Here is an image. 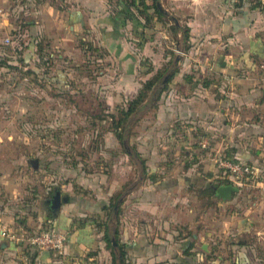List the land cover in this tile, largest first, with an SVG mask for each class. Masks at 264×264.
<instances>
[{
    "label": "rangeland",
    "instance_id": "374dc122",
    "mask_svg": "<svg viewBox=\"0 0 264 264\" xmlns=\"http://www.w3.org/2000/svg\"><path fill=\"white\" fill-rule=\"evenodd\" d=\"M148 14V23L141 20L149 55L139 59L136 76L145 82L166 69L164 80L181 59L173 51L178 31L169 14L159 20L152 10ZM5 35L13 43L0 39V233L5 227L17 235L53 227L48 218L57 213L52 208L57 192L67 201L82 196L88 205L104 204L102 218L90 210L83 220L105 227L112 244L105 242L108 257L102 260L65 250L46 253L45 262V253L0 236V264H121L120 247L123 264H220L219 243L230 247L236 238L220 233L232 214H252L263 231L264 168L250 165L254 175L236 181L221 163L240 159L209 151L210 143H202L196 129L186 134L185 121L160 122L157 83L146 90L141 80L131 92L118 91L116 62L92 41L51 49L13 29ZM184 48L181 42L180 51ZM157 52L164 63L157 62ZM139 95L142 102L125 118L129 102ZM228 185L235 193L218 198L217 190ZM261 235L255 234L264 243ZM207 244L213 246L208 254ZM225 254L229 259L233 249Z\"/></svg>",
    "mask_w": 264,
    "mask_h": 264
},
{
    "label": "crops",
    "instance_id": "0c3cea01",
    "mask_svg": "<svg viewBox=\"0 0 264 264\" xmlns=\"http://www.w3.org/2000/svg\"><path fill=\"white\" fill-rule=\"evenodd\" d=\"M118 1L0 0V39L4 36L2 41L12 44L5 34L13 29L30 43L43 41L51 49H64L69 41L95 42L116 62L119 83L114 87L131 92L146 80L136 78L139 59L149 55L146 29L140 18L133 17L134 10ZM157 6L169 14L178 31L173 51L181 55L177 65H172L176 68L173 78L168 75L163 80L166 84L170 78L168 94L163 93L157 102V119L185 121L189 125L186 134L192 136L196 129L194 133L205 138L202 143H210L209 151L264 168V6L247 0H157ZM17 18L22 19L23 32ZM180 27L187 31L183 52L179 49L183 41ZM158 52L157 62L164 63ZM103 206L101 202L88 205L82 196H74L66 203L61 201L57 213L49 215L53 228L67 236L69 253H94L97 260L108 257L106 228L96 229L83 220L90 210L102 218ZM247 213L232 214L222 226L224 237L232 234L236 238L230 247L219 243L223 251L216 260L220 264H264V243L255 236L264 233V228L256 226V218ZM212 247L207 244V254ZM226 248L233 249L229 259H223Z\"/></svg>",
    "mask_w": 264,
    "mask_h": 264
},
{
    "label": "built area",
    "instance_id": "2783aa9c",
    "mask_svg": "<svg viewBox=\"0 0 264 264\" xmlns=\"http://www.w3.org/2000/svg\"><path fill=\"white\" fill-rule=\"evenodd\" d=\"M230 2H238L239 0H229ZM250 3L264 6V0H247ZM8 44L9 41L5 40ZM222 169L230 177L236 181L243 180L246 177L254 175V169L247 163L237 161H224L221 163ZM0 236L7 241L15 244L29 245L38 253H50L62 255L65 253L67 247V236L58 233L53 227H49L43 231L34 234H28L27 232H20L17 235L12 229L4 228L1 230Z\"/></svg>",
    "mask_w": 264,
    "mask_h": 264
},
{
    "label": "trees",
    "instance_id": "16d2710c",
    "mask_svg": "<svg viewBox=\"0 0 264 264\" xmlns=\"http://www.w3.org/2000/svg\"><path fill=\"white\" fill-rule=\"evenodd\" d=\"M118 2H120V4H122L125 8H127L129 11L131 10H136L135 11V14L133 15V17L135 19L137 18H140L143 20H145L146 23H148L150 20H151V16L148 14V11L149 10H152L153 11V14L155 15V17L157 18V20L161 19L162 18V13L159 9V7L157 6V0H119ZM172 30L174 33H176V28H175V25L173 24L172 26ZM182 39H183V44L187 38V31L184 30L182 32ZM39 47V46H38ZM187 47L184 48V50H186ZM38 52H40L41 50L38 49L37 50ZM166 69L164 70H161V71H158L157 72V76H155L153 78V80H147L144 85H143V89H146V90H150L152 88H154V85L157 83L158 84V96H157V101L159 100L160 98V95H162L165 91H166V88H167V84H163V76L167 73L165 72ZM165 72V73H164ZM175 71L174 72H169L168 75L170 76V78L174 75ZM169 78V80H170ZM168 80V81H169ZM142 89V90H143ZM142 102V95H139L137 97V99H135L134 101L132 100L131 102H129L126 110L124 111V114H125V118H127L131 113L134 112V109L135 107ZM121 121V120H120ZM118 129V128H117ZM116 129V130H117ZM116 134V138L117 140L122 144V146L124 145L123 144V138L118 135L117 132H115ZM104 241L109 244L112 242L107 240V235H106V232L104 234ZM117 242V240L115 239V243ZM118 246V245H117ZM118 251H119V254H120V257L118 259V262L121 261V264H123V258H124V251L122 250V247L118 248ZM115 257V255H114Z\"/></svg>",
    "mask_w": 264,
    "mask_h": 264
},
{
    "label": "water",
    "instance_id": "95a60500",
    "mask_svg": "<svg viewBox=\"0 0 264 264\" xmlns=\"http://www.w3.org/2000/svg\"><path fill=\"white\" fill-rule=\"evenodd\" d=\"M235 191H236V188L233 186H230V185L223 186L217 190V197L221 198L222 200H228L230 198V196L233 193H235ZM66 201H67V199L64 197L62 199V202L66 203ZM52 203H53V206H52L53 211L58 210L60 207V204H61L59 193H57V192L55 193ZM113 245L115 246V243H113ZM2 246L4 247V246H6V244H3Z\"/></svg>",
    "mask_w": 264,
    "mask_h": 264
},
{
    "label": "flooded vegetation",
    "instance_id": "af4514ba",
    "mask_svg": "<svg viewBox=\"0 0 264 264\" xmlns=\"http://www.w3.org/2000/svg\"><path fill=\"white\" fill-rule=\"evenodd\" d=\"M53 198H54V197H53ZM62 199H63V197L60 198V201H62ZM52 201H53V199H52Z\"/></svg>",
    "mask_w": 264,
    "mask_h": 264
}]
</instances>
